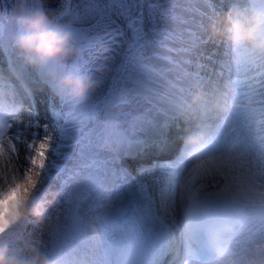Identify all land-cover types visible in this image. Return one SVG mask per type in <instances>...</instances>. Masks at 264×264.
<instances>
[{
	"label": "bare ground",
	"instance_id": "obj_1",
	"mask_svg": "<svg viewBox=\"0 0 264 264\" xmlns=\"http://www.w3.org/2000/svg\"><path fill=\"white\" fill-rule=\"evenodd\" d=\"M206 1L172 0L170 3L169 0H150L145 6L140 9L137 7L132 12L130 11L131 0H120L116 3V7L120 9L117 11V17H120V20L125 18L144 20L145 31L149 37L146 42V51L141 56L134 57L127 54L124 60H120L121 53L124 52L123 39L118 33L115 34L112 40L114 48L106 46L108 64L100 88L114 65L118 63L124 71L122 72L125 76L123 80H127L129 84L126 87L128 99L133 105H138L142 112L135 118H142L143 115L144 119L154 123L143 124L131 132L135 126L125 118V110H128L130 105L122 104L119 107L110 108L106 112V119L110 121V124L102 127V132L99 134L87 132L83 138L84 142L79 143V150L73 144L72 136L74 134L77 136L81 130L89 126L92 118L95 120L96 116L102 117L99 106L92 105L99 90L94 92L95 94H90L84 101L69 99L66 94L57 91L54 81L45 78L49 74L60 77L69 73L73 74L74 71L77 76L85 74L95 76V69L100 60L91 57L92 52L85 50L84 55L73 63L71 61L52 62L44 67V72L42 68L37 69L28 65L22 55L16 49H10L9 45L0 47V103H4L11 113L14 111L13 106H10L11 102L26 99L29 94L37 96L39 94L37 101L41 108L43 100L52 104V108L48 111L42 109V114L37 112V109L24 104L22 115L8 116L10 123L8 133L5 139L0 138V169L12 165L21 172H37L36 192L47 177L57 170L59 164H65L67 167L65 172L71 171L76 175V179L78 176V182L67 179L56 184L57 181H53L41 197L40 201L44 205L47 220L42 241L47 251L50 238L54 239V243L55 239L62 235L67 197L72 196L79 200L78 193L72 191L70 187L75 183L80 186L84 196L79 202L85 233L97 230L100 225L108 228L105 235L96 237L98 241H105L106 246L109 245L110 240L121 244L126 243L135 235L134 230L141 232L140 226L145 221L151 226L158 225L161 215H168L169 210L174 212L172 218L174 223H178L180 199L189 196V192L183 193V187H187L189 191L196 183L202 184L201 198H221L228 192L227 195L233 200L240 202L246 200L262 208L264 200L259 198L264 199V192H257L249 187V182H246L248 174L242 169L244 162L226 146L229 137L226 124L233 126L232 123H241L242 128L247 132L257 133L250 138L258 146H256L257 154L254 156L261 159L257 160V163L260 162L258 170H255L252 175L264 186V111L260 113L258 107L261 108V106H254L253 100L254 97L263 100L264 68L258 73L263 75L262 79L261 75L254 73V69L260 61L264 62V54L255 53L247 48H235L231 44L223 47L227 42L213 39L209 30L211 18L230 7L232 2L223 0V3L227 5L225 7L216 0L213 6ZM0 6L7 10L13 9L10 19L17 24L14 11L15 0H0ZM105 14V20L100 26L108 29L118 23L117 19L109 18V12ZM98 20L99 17L93 11L88 18L90 25ZM221 47L223 50L219 51ZM242 49L253 56L239 67V61L244 60L240 54ZM220 53L229 57L227 62H224L226 59ZM169 55L172 56V62L168 60ZM191 57L194 58V62H191ZM8 60L13 61L17 74L4 70V61L6 63ZM172 63L173 67L177 63L182 68L189 65L199 78L195 77V74L190 76L177 72L169 66ZM242 71L247 73L243 81L238 76ZM223 72L234 75L233 79L220 80L219 77ZM158 73L193 84L194 93L190 92L194 96L192 100L189 103L186 100L189 91L179 92L165 86V81L162 83L155 76ZM23 87L25 90L22 89ZM239 87L246 89L242 95ZM207 89H210V92L221 89L225 94L231 95L234 101L243 100L249 105L229 104L228 98L217 96L216 100L228 102L229 110L225 112V109L221 110L222 102H213L211 95L208 97L204 95ZM167 93L171 95L162 101V97ZM144 99L146 102L149 100V104L146 105ZM171 112H173L172 115H170ZM31 114L46 121L31 120L32 117L29 116ZM168 115L170 119L163 126L160 121ZM54 116H58L60 122L51 125ZM206 116L211 119L209 127V124H206L209 123L205 119ZM253 116L257 119L253 120ZM122 126L129 135L134 137L132 140L122 138L123 135L119 129ZM3 128L5 127L0 124V131ZM216 130V134L213 135ZM126 132L125 135H127ZM169 138L176 142V146L171 150L165 148ZM101 139L105 143L99 141ZM158 143H161V146H157ZM201 144H204L203 148ZM218 150L223 151L221 157H212ZM120 156L123 159H119ZM162 157L170 159L162 160ZM198 163L202 164L204 172L196 179L188 180L187 175L193 172ZM110 165L114 168L113 172ZM108 171L113 177L106 174ZM65 172H61L60 175ZM59 185L61 189H58L55 196L49 198L51 192ZM126 201L133 203V214L126 220H119L114 217V213ZM105 217L108 218L105 220ZM142 219L144 220L141 221ZM257 221L256 225H261V228L252 230L247 240L252 242L262 240V249H264V213ZM178 233L176 239L166 240L164 249L168 252L157 264H178L181 254L176 243L184 237L183 230L180 229ZM243 235L245 234L240 235L241 239ZM188 245L191 247V243ZM237 247L241 248L239 243ZM184 255L193 264H226V260L223 263L215 262L205 252L194 253L187 250V254ZM223 255L221 256L228 261V255ZM88 256L86 262L91 257V262H98V258L95 259V251Z\"/></svg>",
	"mask_w": 264,
	"mask_h": 264
},
{
	"label": "clouds",
	"instance_id": "obj_2",
	"mask_svg": "<svg viewBox=\"0 0 264 264\" xmlns=\"http://www.w3.org/2000/svg\"><path fill=\"white\" fill-rule=\"evenodd\" d=\"M14 11L20 30L13 45L28 65L39 69L80 58L81 49L63 14L46 11L42 3L29 6V0H15ZM209 30L217 41L264 54V0H232L230 7L211 18ZM99 52L95 76L49 74L57 91L79 101L96 92L108 64V50L100 48ZM37 181L35 171L21 172L12 165L0 169V264H60L42 241L47 220L36 194ZM27 224L32 228L18 235L17 229Z\"/></svg>",
	"mask_w": 264,
	"mask_h": 264
},
{
	"label": "rangeland",
	"instance_id": "obj_3",
	"mask_svg": "<svg viewBox=\"0 0 264 264\" xmlns=\"http://www.w3.org/2000/svg\"><path fill=\"white\" fill-rule=\"evenodd\" d=\"M120 0H73V5L74 8L76 7L77 3L79 5L78 10L72 12L69 16L65 17V20L71 24V32H72V36L75 40V38L79 37L83 40H86V43H78L76 40V43L79 45L81 52H85L86 51H91L92 52V56L91 57H96L97 60H100V52L99 49L100 48H106L108 50V48L106 46H113L114 45L112 43V40L115 37V34L118 33L119 37L123 39V50L124 52L121 53V58L120 60H124V58L126 57L127 54L131 55V56H138V54L140 53V51H144V44H146L147 38L149 37V35L146 34L145 31V22L142 19H132V18H125V19H121L120 17H117V11H120V9H118L116 7V3L119 2ZM150 1V0H131V4H130V11L132 12L134 9H137V7L140 9L143 6H145V4ZM170 3L172 0H169ZM217 2H219L221 5H224L225 7H227V5L225 3H223V0H216ZM227 1H231L232 0H227ZM40 3L39 0H29V6H33L35 4ZM168 3L169 6H171V4ZM173 3H176L175 1H173ZM95 12L96 16L99 17V20L90 25V22L88 21V18L90 16V14L92 12ZM109 12L110 13V19H117L118 23L114 24L113 27H110L107 29V27L104 26H100V24H102V22L105 20V13ZM11 13L9 11H3L0 12V39L2 38H13L12 40L8 41L6 44L13 46V40L14 37L16 36L18 31L13 30L12 27H8V28H2L3 27H7L5 25L6 20H5V16H9ZM16 24V23H15ZM13 27H15L16 29L17 26L13 25ZM95 39H97V41H95ZM111 42V43H110ZM110 43V44H109ZM109 44V45H108ZM229 44V43H228ZM80 45L84 46L81 47ZM111 51V49H110ZM241 56L244 57L243 61H240V65H243V62L247 61L248 58H250L251 56H253L252 54L247 55L246 52H244V49L241 50ZM163 60V58H162ZM261 62V61H260ZM259 64H257V66L254 69V73L256 72L257 75H259L258 73L264 68V62H261ZM122 72H124L121 69V65L118 66V63L116 65H114L113 70H111V73L109 74V76L106 78L102 88L98 89L99 93L97 94L96 97V101L95 102H99V110H101L102 113V118H100V120H98L97 124L99 123V125H101L102 123L107 124L110 121L106 120V107H112V108H116L121 106L122 104H127L130 105V100L128 101H124L125 99H127L125 96L127 95V86L129 85L127 80H123V78L125 77ZM239 78H241L242 80L244 78H246V72H241ZM261 75V74H260ZM259 75V76H260ZM261 79L263 78V75L260 76ZM115 80V81H114ZM114 81V83L112 84V82ZM109 86V87H108ZM108 87V90L112 89V91L107 94L105 93L106 88ZM117 90V91H116ZM118 90H119V94H118ZM239 90L241 95L243 94V91L246 90L245 87H239ZM238 90V92H239ZM126 93V95H125ZM95 94V93H94ZM121 95V96H118ZM262 99L263 100H259V98L254 97V101H255V105L254 106H261L263 108L264 106V94L262 95ZM232 101V100H231ZM91 103V101H89ZM94 102V103H95ZM101 102V103H100ZM237 105H249L247 103H244L243 100H239L238 102H234ZM148 104V102H147ZM119 105V106H117ZM135 105H132V107H134ZM259 108V112L262 113L264 110H261L260 107ZM127 111V110H126ZM125 111V113H127ZM126 118L127 115H126ZM253 120H256V117H252ZM106 120V121H105ZM110 124V123H109ZM234 124L233 126L226 124V126H228L229 129V137H228V146L232 152L236 153L237 157H239V159L241 161L244 162L242 169H244L246 171V173L248 174V179L246 180V182H249V184H251V186H253L252 189H254L257 192H264V186L263 184L258 180V178H256L255 176H253L252 174L254 173L255 170H258V166L260 164L257 163L258 159L261 158H256L254 155L257 154V148H256V144H254V142L252 141V139L250 138L252 135H257L256 132H247L246 130H244L242 128L241 123H232ZM238 125V126H237ZM123 129V128H121ZM217 132V130L214 132V134ZM235 135H237L239 138H237ZM248 136V138H247ZM79 146V145H78ZM204 146V145H203ZM258 147V146H257ZM77 150H79V147L76 148ZM226 150V149H225ZM224 150V151H225ZM223 151L220 152H215L213 155H218L220 156V154H222ZM256 158V159H255ZM242 171V170H241ZM109 174V173H108ZM238 174V173H236ZM243 179H245V177L243 175H241ZM175 181V180H174ZM251 182V183H250ZM202 185V184H200ZM197 186L199 188H201V186ZM79 186L74 185L73 186V190L75 191H79L78 189ZM58 189H61L60 185L57 186L51 196L55 195L56 192L58 191ZM212 188H210L211 190ZM188 192V188L187 187H183V193L186 194ZM50 196V197H51ZM170 211V210H169ZM169 213H171V215H173V212L170 211ZM32 228V225L29 224L25 230L28 231L29 229ZM20 233V232H19ZM259 245V244H257ZM260 249H258V246L255 250V252L251 255V259L258 261L264 260V249H262V246L259 247Z\"/></svg>",
	"mask_w": 264,
	"mask_h": 264
},
{
	"label": "snow or ice",
	"instance_id": "obj_4",
	"mask_svg": "<svg viewBox=\"0 0 264 264\" xmlns=\"http://www.w3.org/2000/svg\"><path fill=\"white\" fill-rule=\"evenodd\" d=\"M47 7L49 10H63V9H65V7H67L68 9H72L74 11H77L79 5L77 3L76 7L74 8L73 0H66V5H61L59 3V0H47ZM175 146H176V142L172 138H169V141L165 145V148L171 150Z\"/></svg>",
	"mask_w": 264,
	"mask_h": 264
},
{
	"label": "water",
	"instance_id": "obj_5",
	"mask_svg": "<svg viewBox=\"0 0 264 264\" xmlns=\"http://www.w3.org/2000/svg\"><path fill=\"white\" fill-rule=\"evenodd\" d=\"M41 3H42L43 8L46 11L53 13V14H63L64 16H66L72 11V9H68L67 7H65V9H63V10H49L47 7V0H41ZM59 3L61 5H66V0H59ZM75 208H76V206H75ZM73 214H74V216H73L72 223H73V221H75V223H74L72 229L69 231L70 237H73L80 232V228L75 229V227H74L76 222H77V215H76L77 213L75 212V210H74Z\"/></svg>",
	"mask_w": 264,
	"mask_h": 264
}]
</instances>
